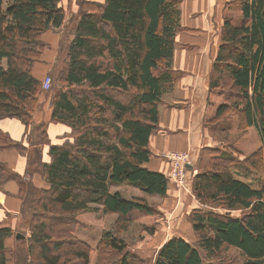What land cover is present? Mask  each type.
<instances>
[{"label": "trees", "instance_id": "obj_1", "mask_svg": "<svg viewBox=\"0 0 264 264\" xmlns=\"http://www.w3.org/2000/svg\"><path fill=\"white\" fill-rule=\"evenodd\" d=\"M232 1L239 5L241 19L238 25L223 19L208 95L226 84L233 89L231 107L240 124L256 130L260 149L253 155L264 164V0ZM61 2L0 0V62L5 60V67L0 66V119L19 120L28 130L25 141L31 149L1 133L0 148L25 155L28 166L48 184L46 190L24 184L0 164V182L19 184L22 228L29 232L17 240L10 228L0 226V264H99L97 253L74 235L77 226H93L106 214L123 220L134 212L153 218L156 211L143 199L125 198L110 188L125 184L159 197L168 190L166 176L144 165L151 156L149 137L158 130V105L174 78L178 0L79 5L50 105V121L68 126L71 140L53 145L45 125L34 124L33 114L54 81L49 91L43 90L32 69L46 46L42 34L62 27ZM227 109L223 105L217 114ZM42 145L48 146L47 163L41 160ZM256 167L248 163L246 169ZM233 174L229 159L220 156L193 176L195 199L213 202L225 212L192 213L197 244L171 237L153 264H204L229 248L239 253V264H264V185L252 187ZM35 208L38 212L30 215ZM238 210L243 211L240 216L231 214ZM12 236L13 245L7 246ZM98 243L123 255L115 264H137L124 241L110 231L102 232Z\"/></svg>", "mask_w": 264, "mask_h": 264}, {"label": "crops", "instance_id": "obj_2", "mask_svg": "<svg viewBox=\"0 0 264 264\" xmlns=\"http://www.w3.org/2000/svg\"><path fill=\"white\" fill-rule=\"evenodd\" d=\"M230 2L232 0H178L177 2L179 29L174 38L171 59L174 78L169 91L163 95L158 105L161 130L158 128L149 137L148 149L152 155L144 166L166 176L165 171L169 161L164 159L165 154L170 151L189 152L191 163L189 162L187 164L189 166H186L184 170L188 190L191 189V179L199 172L198 154L202 149L216 144V138L214 137L215 140L212 138L206 125L211 112V105L208 104V72L221 41V27L223 19L227 17L225 12ZM237 8L240 12L239 5ZM240 19L241 16L238 22ZM232 21L234 24L237 23L233 19ZM41 38L46 43V47L40 61L35 63L32 69V74L40 80L50 67L54 56L53 50L58 45L59 34L46 31ZM43 101L39 99L41 107L33 114L34 124L45 125V132L53 145L71 140L68 137L70 128L62 123H52L50 121L52 108L50 105L42 104ZM253 130L256 133V130ZM0 133L12 142L23 143L24 147L30 151V145L25 141L28 130L26 131L25 126L18 123L17 119H0ZM1 142H4L3 139H0V145ZM5 156L7 158H4ZM41 160L44 163L49 161L47 145L41 146ZM27 162V157L16 149L0 148V164H4L18 174L24 184L46 190L48 188L46 180L39 173L32 171ZM172 182L169 179L166 195H172L171 198L166 197V200L178 208L185 203V200H178ZM10 185L11 188L8 191L6 187ZM0 188L7 193L4 195L0 192V203L2 207H5L0 209V226L8 227L12 231L22 230L20 218L22 199L18 195V182L6 180L0 182ZM114 191L118 189L110 190V192ZM9 244L8 239L6 245L10 246ZM7 264L10 263L7 262Z\"/></svg>", "mask_w": 264, "mask_h": 264}, {"label": "rangeland", "instance_id": "obj_3", "mask_svg": "<svg viewBox=\"0 0 264 264\" xmlns=\"http://www.w3.org/2000/svg\"><path fill=\"white\" fill-rule=\"evenodd\" d=\"M97 2H100V0H62L61 6L65 12V18L62 27L57 31H53L54 33L59 34L58 45L57 48L53 50L54 56L52 62L44 75L45 77L49 76L51 81H54V84L51 86V90H48V95L39 97V99L41 98L42 101H45H43L42 104L51 105L54 93L53 90L56 86L60 85V83L57 82L56 71L60 67L64 66L65 61L63 62V60L65 58V48L72 38L71 30L78 18L77 13H79V5ZM237 7L238 5L232 1L228 3V6L226 7L227 10L225 12L227 16L225 18H232L237 22L235 23L236 25L239 24L238 20L241 16ZM4 8L5 4L3 5V9ZM0 66L5 67V60L0 62ZM52 83L53 82H51V84ZM74 89L78 90L76 88ZM233 93V89L230 86L227 87L226 84L225 86L214 90V92L211 91V94L208 95V104L211 105V112L210 116L207 118L206 125L212 135V138H216V140L214 139L216 144L211 147H206L200 151V154H198L199 160L197 169L200 171L203 168H209L210 163L219 159L220 156L227 157L229 159L230 170L232 171L231 168L235 169V174H233L235 178H238L246 183H250L252 187H256L259 184L264 185V164L262 161L261 163L258 161L257 155H253L260 149L259 138L252 128H245L242 124H240L236 112L231 107V103L234 101V97H231ZM223 105L230 109H227L218 115L217 112L220 111L221 106ZM39 107H41L40 102ZM17 122L21 124L19 120H17ZM158 128L161 130L159 124ZM178 155L187 160L191 158L189 152L181 153L177 151H170L165 154L164 159L169 161V166L166 169L167 171H165L166 178L168 181L169 179L173 181L172 185L174 184L173 186H175L174 189L178 195V200H185V203L181 207L179 206L176 208L173 206V203L166 200V197L171 198L172 194H168L165 197L149 196L143 194L137 188L121 184L119 186L111 187L110 189H118V191L125 198L143 199L146 204L156 210L155 216L153 218H147L141 213L134 212L126 219L118 220L117 215L106 214L102 215L101 221L99 223H95L93 226L86 228L81 226L76 227L74 235L79 240L86 242L88 246L95 253H97V261H95V263L115 264V260L123 256L122 254H117L109 249L103 248L102 246H98L99 237L102 232L110 231L115 237L117 236L119 239H122L125 243V251L129 252L130 256L136 259L137 264H153L159 248L171 237H181L190 244H197L200 236L192 230V213L199 212L201 210H212L220 213L225 212L223 208L213 202L206 201L200 203L195 199L192 190H188L186 187V171L183 182L181 178V184H179V171L173 173L174 168L170 163V157H177ZM4 158H7V156ZM189 162L191 163V161ZM248 163L253 165L257 164V167L250 168L248 170L246 169V167H248ZM170 173L173 174L174 177H176L177 174L179 175H177V179L174 180L170 177ZM6 188L9 191L11 185ZM0 192L7 195V193H5V191L1 188ZM1 208L3 209L5 207H2V204L0 203V209ZM38 209L35 208L30 211V215L34 214V212H38ZM200 213H203V211ZM242 213V210L231 212L233 216H240ZM22 224H24V222L21 218V226ZM25 227L23 226V229L19 231H12L13 236L16 234L27 236L29 232ZM13 236L9 239V245H13ZM200 255L202 258L204 257L203 252H200ZM214 256L215 257L211 260L204 257L206 258L204 259V264H228L229 262H232V264H239L240 261L239 253L232 248L224 250L223 253L221 251L219 254H214Z\"/></svg>", "mask_w": 264, "mask_h": 264}, {"label": "built area", "instance_id": "obj_4", "mask_svg": "<svg viewBox=\"0 0 264 264\" xmlns=\"http://www.w3.org/2000/svg\"><path fill=\"white\" fill-rule=\"evenodd\" d=\"M50 85H51V78L49 76H46L42 79L41 81V88L43 90H48L50 88ZM170 163H171V166H173L174 168V172L173 173H176V171H179V174H180V178H179V184H181V178H182V182L184 180V174H185V164L186 163H189V160L187 159H183L182 156L178 155L177 157L176 156H172L170 157ZM182 165V166H181ZM177 174V175H179ZM177 175L176 177H174L173 174L170 173V177L174 180L177 179ZM169 177V178H170Z\"/></svg>", "mask_w": 264, "mask_h": 264}, {"label": "water", "instance_id": "obj_5", "mask_svg": "<svg viewBox=\"0 0 264 264\" xmlns=\"http://www.w3.org/2000/svg\"><path fill=\"white\" fill-rule=\"evenodd\" d=\"M186 166H189V165H186ZM15 238H16L17 240H21V239H23V236L20 235V234H16V235H15Z\"/></svg>", "mask_w": 264, "mask_h": 264}, {"label": "bare ground", "instance_id": "obj_6", "mask_svg": "<svg viewBox=\"0 0 264 264\" xmlns=\"http://www.w3.org/2000/svg\"><path fill=\"white\" fill-rule=\"evenodd\" d=\"M182 166V165H181Z\"/></svg>", "mask_w": 264, "mask_h": 264}]
</instances>
